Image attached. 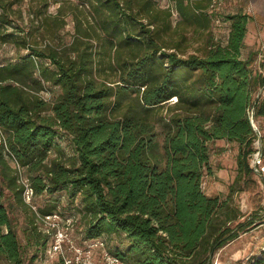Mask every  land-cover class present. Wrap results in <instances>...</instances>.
<instances>
[{
    "label": "trees",
    "instance_id": "obj_1",
    "mask_svg": "<svg viewBox=\"0 0 264 264\" xmlns=\"http://www.w3.org/2000/svg\"><path fill=\"white\" fill-rule=\"evenodd\" d=\"M25 1L0 0V46L17 51L0 62V264H23L26 246L41 244L37 219L57 207L39 215L27 188L79 199L89 237L125 238L114 251L122 262L212 264L262 217L238 220L232 202L235 184L254 172L251 113L264 118V72L242 55L251 15L227 14L222 42L209 31L213 0H29L27 21ZM68 16L70 39L61 33ZM52 87L59 92L48 99ZM217 139L238 143L226 198L202 186ZM251 264H264V248Z\"/></svg>",
    "mask_w": 264,
    "mask_h": 264
},
{
    "label": "rangeland",
    "instance_id": "obj_2",
    "mask_svg": "<svg viewBox=\"0 0 264 264\" xmlns=\"http://www.w3.org/2000/svg\"><path fill=\"white\" fill-rule=\"evenodd\" d=\"M161 6H172L169 0H157ZM58 4L53 3L49 10L55 12ZM29 0L22 6L25 20H28ZM246 12L251 15L247 25L245 46L242 50L243 57L252 55V69L254 73L264 72V0H213L209 12L213 14L210 26L211 36L214 40L226 42L230 30L231 21L226 18L229 13ZM179 18L174 12V20ZM21 22V21H20ZM74 32L73 21L68 16V23L61 33L66 39H70ZM193 35V30L189 31ZM197 38L198 36H194ZM203 39H198L194 47L199 46ZM17 51L12 44L0 46V62L14 59ZM59 92L58 87L44 91L46 98L50 99ZM257 126L264 133V118L255 119ZM59 142L70 150L64 139ZM264 148L263 142H260ZM210 170H206L202 179L204 191L209 195L228 197L231 193V185L238 174V143L217 139L210 144ZM252 161V160H251ZM264 162V157L262 159ZM253 164V162H252ZM25 180V175H23ZM26 201L31 203L34 210L42 215L38 208L55 202L57 205L53 213L37 219L41 244H29L24 249L25 260L23 264H103L106 250H125L127 242L123 236L115 234H102L89 237L85 231L86 224L82 216L79 199L74 202L62 190L53 195H34L30 190L25 191ZM53 200V201H52ZM232 202L239 209L238 220H244L249 215L259 212L262 217L246 230L219 247L212 264H251L253 257L261 254L264 248V170H254L245 174L235 184L232 193ZM17 222V229L22 244L27 243L24 228L27 226L26 214L17 207L13 213ZM236 222V221H235ZM101 241L104 242L103 245ZM58 246V247H57ZM6 261H3L5 263ZM121 264H128L122 262Z\"/></svg>",
    "mask_w": 264,
    "mask_h": 264
},
{
    "label": "built area",
    "instance_id": "obj_3",
    "mask_svg": "<svg viewBox=\"0 0 264 264\" xmlns=\"http://www.w3.org/2000/svg\"><path fill=\"white\" fill-rule=\"evenodd\" d=\"M264 89L262 88L260 90V92H262ZM251 121L252 124L254 126V129L256 130V132L258 133V137L255 140V147H256V151L253 153L252 156V161H251V165L253 167L254 170L258 171V170H264V162H262L263 159V152H262V146H261V130L259 129V127L257 126L256 122H255V118L253 117V111L251 113ZM253 162V164H252ZM27 190H29V188H27ZM31 190V188H30ZM32 191V190H31ZM104 242L101 241V244L103 245ZM58 247V246H57ZM104 263L103 264H121L122 260L120 258V256L110 250H106L104 252Z\"/></svg>",
    "mask_w": 264,
    "mask_h": 264
}]
</instances>
